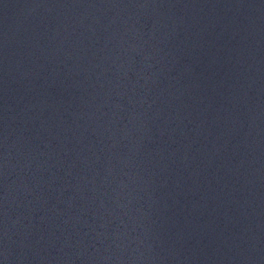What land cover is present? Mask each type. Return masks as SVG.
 <instances>
[{
  "label": "water",
  "instance_id": "obj_1",
  "mask_svg": "<svg viewBox=\"0 0 264 264\" xmlns=\"http://www.w3.org/2000/svg\"><path fill=\"white\" fill-rule=\"evenodd\" d=\"M0 264H264V0H0Z\"/></svg>",
  "mask_w": 264,
  "mask_h": 264
}]
</instances>
